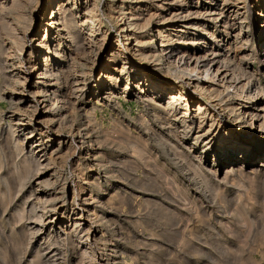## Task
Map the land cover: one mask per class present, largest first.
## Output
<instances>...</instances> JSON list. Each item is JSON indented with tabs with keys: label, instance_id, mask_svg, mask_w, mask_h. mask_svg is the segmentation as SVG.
I'll list each match as a JSON object with an SVG mask.
<instances>
[{
	"label": "bare ground",
	"instance_id": "6f19581e",
	"mask_svg": "<svg viewBox=\"0 0 264 264\" xmlns=\"http://www.w3.org/2000/svg\"><path fill=\"white\" fill-rule=\"evenodd\" d=\"M140 1L0 0L2 264L20 263L45 225L49 232L35 248L31 264H72L70 251L76 256V264H95L88 245L89 227H81L85 219L78 215L73 202L74 198L76 203L82 201L86 215L98 220V213L87 207L91 196L85 197L93 189H98L100 195L113 191L99 207L100 214L109 207V219L103 216L97 221L105 226L98 241L102 244V256L106 257L104 261L111 260L106 251L110 245L115 249L110 241L117 237L131 233L130 238L141 239L138 243L148 247L149 238L139 232L142 226L138 227L130 217L135 210L129 200L132 195L119 186L134 192V184L119 182L121 179L114 173L122 168L126 157L130 158L129 153L141 159L151 155L150 137L156 138L164 153L170 143L165 136L169 135L164 136L163 129L158 127L159 132L144 133L145 140L114 116L110 121L112 128H103L105 131L96 134L92 141L89 123L95 117L93 110L99 99L100 103L113 102L124 109L121 102L129 104L126 101L130 98L132 107L140 109L141 127L150 120L154 125L173 127L166 131L187 142L186 153H195L194 163H186L192 170L187 167L186 173L196 189H211L205 179L196 181L202 165L208 161L212 163L211 170L216 169L215 174L223 168L226 175L233 173L237 162L251 173L264 170V136L251 135L255 123L258 132L264 131V0H255L251 7L247 0H154L159 21L171 23L156 30V37L161 40V50L157 52L149 45L154 39L147 29L152 17H140ZM161 1L165 6H156ZM48 13L50 16L46 17ZM116 22L121 41L116 37L110 44L109 27ZM192 32L198 37L184 39ZM250 61L251 71L247 70ZM34 74L37 80L31 85L29 79ZM56 84L54 91L52 86ZM118 92L121 95L117 100ZM87 95H95L96 102L92 111L81 114L80 107ZM1 103L12 109L6 122L2 119ZM236 106L241 109L239 116L234 112ZM194 125L197 131L192 133ZM76 139L79 153L76 161H71ZM94 145L102 152L96 156L98 151H93L97 175L90 180L89 174L83 172L90 170L87 160ZM104 145L112 148L105 150ZM82 150H86V156L80 154ZM152 157L155 161L156 156ZM239 158L241 161H237ZM67 163L74 176L70 181L71 204L65 199L68 180L62 175ZM79 177H83L82 181ZM142 186L145 184L136 187ZM27 187L29 195L21 205H15L16 196ZM58 202L61 204L56 206ZM9 209L14 210L12 214ZM4 214L10 215L4 220ZM30 224L37 228H28ZM61 224L67 229L58 227ZM122 224L135 225L138 230L125 232Z\"/></svg>",
	"mask_w": 264,
	"mask_h": 264
},
{
	"label": "rangeland",
	"instance_id": "374dc122",
	"mask_svg": "<svg viewBox=\"0 0 264 264\" xmlns=\"http://www.w3.org/2000/svg\"><path fill=\"white\" fill-rule=\"evenodd\" d=\"M103 1L105 0H102V2ZM153 1L154 0H141L137 7H140L139 12L142 15L140 16L142 19L149 18L150 20V16L152 17L148 23L147 29L150 30L154 39L150 41L149 45L153 51L157 52V49H160L159 45L161 40L156 37V30L158 27L162 28L163 26H169L171 23L167 21L161 23L159 21L156 16V10H154L155 2ZM193 1L195 2V0ZM254 2L255 0H247L246 4L250 3L251 7L254 5ZM156 3V6L158 5V7L165 6L163 1ZM148 13H152L154 16ZM47 15L46 17L50 16L49 13ZM118 23L119 22L113 24L112 28L111 26L109 27L110 44H113L116 37L119 39L118 41H121V36L117 31V27L119 25ZM195 37H198L197 33L192 32L190 35H186L184 39ZM130 45L133 47V43ZM232 55L233 57L235 56L234 54H231V57ZM103 56L104 55L98 58L97 63L103 59ZM162 64H164V61H162ZM251 64L252 62L250 61V64L247 66V70L251 71L253 69V64ZM34 76L29 79V83L31 85L37 80V74H34ZM96 78L97 76H94V79ZM158 81L160 80L158 79ZM263 81L264 80H262V83ZM91 82L92 81H90L89 85L93 86ZM52 88L54 91L57 90L58 84L52 86ZM27 89H30L31 91L32 87H28ZM120 95L121 94L118 92L116 95L117 100ZM89 96L90 95L84 97L85 104L80 107L81 114L85 111H92L91 108H93V103L96 102L95 95H92L91 97ZM100 100L101 99H99L98 105L94 106L95 110H93V115L95 114V117L92 116V120L89 123L91 124L90 126L93 136L92 141H94L93 139H95L96 134L112 128L113 123L110 122L112 119L111 117L117 116L120 118V123L128 126L134 134L137 133L138 136L144 138L145 140L146 135L144 133L150 135V132H159L160 130L158 127L162 128L164 131L163 135H169L165 137L170 141V143L163 149L164 153H162L161 148L157 146V140H155L156 138L153 139V137H150L148 142L150 145H148L149 149L151 147L153 149L151 155L146 153L147 155H145V158L141 159L135 154L131 155V153H129L130 158L126 157L128 159L124 163L125 165L122 164V168L119 169L120 172L118 171V173H114V175L121 179L119 182H123L127 185L128 183H132L135 186L130 185L135 189L133 192L130 189L123 188L125 186L118 184L122 190H126L127 194L131 193L132 195L129 200L131 201L130 203L132 207L136 211L133 210L134 214L130 217L133 216L132 220L137 221L138 227L142 226L139 229V232H141L142 236L147 237V239L149 238L146 240L148 247H144V244H142L144 245L142 246L138 243V240L141 242V239L135 240L130 238L132 236L131 233L129 236H124L123 238L122 236L121 238L117 237L110 241L111 244H115L114 250L116 253L110 254V251L113 252L114 250L113 246H108L109 250L106 251V254L110 256L109 258L111 260H108L106 263V257L102 256L103 249L100 246L102 244L98 242L101 237L100 232L105 230V226L103 223L100 224V222L97 221H99V219L103 216H109V207H106V214H100L99 207L101 205L100 203H104L108 195L112 194L113 191L109 190L103 195H100L98 189H93L92 194H86L85 197L90 195L92 198L87 201V207L91 212L98 213V220L97 218L90 219L84 212L85 209L82 201H78L76 203V199H73L74 208L76 209L78 215L81 214L85 219L82 221L81 227H89L90 234L88 235V245L94 253L95 264H264V170L251 173L249 169L244 168L245 165L243 163L237 162V164L233 166V173L226 175L224 173L225 168H223L215 174L213 172L216 169L213 168L211 170L212 163L211 161H208L202 165L201 175L198 174L199 177L196 175L198 178H194H197L196 181L198 182L200 179H205L211 186V189L209 191L202 188L196 189L192 186L194 183L191 182V180H193L192 177L186 173L187 169L190 168L189 170H192L191 167L188 166L189 164L186 165V163H194L193 158L195 153H186L185 147L187 146V142L177 140L171 131L169 133L166 131L172 130L173 127L168 128V125H159V123L154 125L150 120L147 126H144L145 130L140 126V121H138L140 109L132 107L133 101L130 98L126 101L129 102V104L121 102L124 109L116 106L113 102L108 104L100 103ZM1 108V113H3L4 117H2V119L6 122L8 121V112L12 109L7 103H1ZM240 110V107L236 106L234 108L235 115L239 116L241 114ZM249 113L252 112L249 111ZM160 118L162 119L163 115L160 116ZM253 125L255 130H253L251 135L254 136L256 134L259 137V135L262 134V136H264V131L258 132L259 128L257 123ZM5 128H7L6 125ZM195 131H197V127L194 125L192 127V133ZM129 135L132 136L131 134ZM78 142L77 139L76 142H74L75 151L74 155L70 158L72 159L71 161H76L77 159L79 153V145H77ZM179 144L181 145L179 146ZM85 147L86 145L84 146V149ZM102 147L106 148L105 150H110L112 148L111 145H104ZM174 147H177V149L175 150ZM97 148L98 146L94 145L93 149L90 150V159L87 160V163L90 166L89 172H83L85 175L89 174L90 180L95 178L97 175V161L95 162L93 160L94 157L92 155L93 151H98L96 156L102 152L101 150H97ZM86 153V150L80 151L82 156H86ZM167 154H170L171 156L169 155L170 157H168ZM175 154L180 155L183 161L179 156L176 155L178 158L174 156ZM133 155H135L136 158L135 156L133 157ZM147 156L152 159L147 160L149 159ZM152 156H156L155 161ZM138 159L140 161H138ZM145 160L147 162V166L145 164ZM151 161L154 163L152 164ZM237 161H241V158ZM258 163H261L260 160H258ZM84 165L85 164H82V167ZM181 165H184L185 171L181 170ZM107 167V169H110V166ZM252 167L256 168L254 166ZM152 169L154 170L152 171ZM155 169L157 172H154ZM157 169H159V171ZM79 170H82L81 165ZM258 170L261 169L258 168ZM173 172L175 173L174 180L171 177ZM62 175H64L68 180L65 199L67 204H71L73 191L70 181L71 179H74V176H71L70 174L68 163L62 171ZM100 177L103 179V174H101ZM82 179L83 177H79L78 180L82 181ZM147 182L148 184L146 186ZM139 183H144L145 186H142V189L138 188L140 187ZM31 186L33 187L34 184ZM148 186L150 188H148ZM103 189H105V187ZM29 190L30 189L27 187L23 192H20L16 196L14 201L15 205H19V203L21 205L22 199L29 195ZM60 204L61 202H58L56 203V206H59ZM13 211V209H9L10 214H12ZM8 216L4 214L2 219L5 220ZM110 218L112 219L113 216H110ZM121 226H123V231L125 232L127 230L133 232L132 229H135V225L122 224ZM58 227L67 229L65 224H61ZM28 228H37V226L35 227V224H30ZM48 232L49 227L48 225H45L41 234H38V236L33 238L31 244L27 247L20 263L16 262V264H31V259L34 251L36 250L35 248L38 247L42 238L46 236ZM2 233L3 229L0 227V235H2ZM106 237L107 236H105V239ZM71 252L72 251L69 253L71 255L70 258L72 264H76V256H73V253L71 254ZM0 264L2 263L0 262Z\"/></svg>",
	"mask_w": 264,
	"mask_h": 264
}]
</instances>
